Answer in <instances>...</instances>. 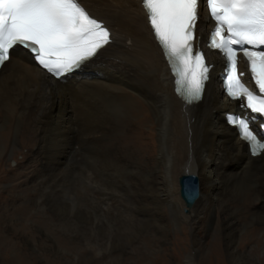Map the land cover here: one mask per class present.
Returning <instances> with one entry per match:
<instances>
[{"label": "bare ground", "instance_id": "6f19581e", "mask_svg": "<svg viewBox=\"0 0 264 264\" xmlns=\"http://www.w3.org/2000/svg\"><path fill=\"white\" fill-rule=\"evenodd\" d=\"M79 2L112 32V42L97 56L55 81L15 47L0 69V258L35 264L13 239H26L32 224L42 237L29 249L43 264H124L128 254L135 255L136 264H148L151 259L138 247L142 238L152 233V239L163 240L168 226L204 232L213 224L212 254L219 258L222 244L229 263L264 264V152L251 158L224 122V113L241 103L220 92L215 78L220 59L207 53L214 66L202 100L186 105L174 92L141 0ZM210 27L200 12L201 47ZM23 149L21 168L35 171L34 177L10 186L4 172L19 170L20 164L9 168L8 162ZM188 174L197 178L199 193L190 207L179 184ZM84 180L91 186L83 189L85 210H74L79 195L63 209L61 202L72 198L69 184L83 188ZM16 184L21 192L14 190ZM109 193L118 203L106 198ZM86 208L107 211L105 228L97 211L89 218ZM51 211L57 215L48 218ZM48 227L66 238L48 236ZM193 240V254L185 252L184 264H212L206 247ZM251 240L259 246L250 247ZM91 245L96 251L87 259ZM80 246L76 258L71 249Z\"/></svg>", "mask_w": 264, "mask_h": 264}, {"label": "snow or ice", "instance_id": "6c2138e0", "mask_svg": "<svg viewBox=\"0 0 264 264\" xmlns=\"http://www.w3.org/2000/svg\"><path fill=\"white\" fill-rule=\"evenodd\" d=\"M215 21L208 47L226 57V91L241 107L264 116V0H206ZM164 57L176 77V91L187 103L200 100L212 65L197 35L201 0H141ZM111 43L109 27L79 0H0V65L17 46L56 77L79 70ZM247 46V47H246ZM247 59L255 89L242 82L238 56ZM251 119H255L252 117ZM251 119L235 116L241 139L253 155L264 152V138L250 129Z\"/></svg>", "mask_w": 264, "mask_h": 264}, {"label": "rangeland", "instance_id": "374dc122", "mask_svg": "<svg viewBox=\"0 0 264 264\" xmlns=\"http://www.w3.org/2000/svg\"><path fill=\"white\" fill-rule=\"evenodd\" d=\"M26 152L27 151L24 150V149L21 150V154L16 155L15 158H14V161L11 160L10 162H8L9 168H15L17 164H20L19 165V170H16L17 172H8V173L4 172L7 175L6 176V180L10 181L9 183L12 182L10 184V186L14 185L13 183H14V181L16 179H20L21 181H24L25 183H28V181L34 177L33 174H35V171L31 172V170H29V172H28V170L26 171V169H24V168L22 170V168H21V164H25V163H23V161H24L23 160V155H25ZM82 166L84 167L85 163L84 164L82 163ZM40 168L41 167H38L37 169L39 170ZM25 173H27V174H25ZM42 181H43V179L40 178V179L36 180L34 182V184L35 185H39V183H41ZM0 185H3V181H0ZM69 185H70L71 188L69 187L67 189V192L71 195L72 198L70 200H66V202L65 201L61 202L63 204L62 205L63 209H66V206L71 203L70 201H73L74 197L76 196V198H77L78 195H79L78 200L76 201L77 204L73 203L74 204V210L77 213L81 212L83 209L85 210V207H84V204H83V203H85L84 200H83V199H85V195H84L85 194L84 193L85 190H83V189H84V187L85 188H90L91 187L90 184L89 183H85V180H84L83 181V185H84L83 188H82V186H80L79 183L69 184ZM1 187L3 189V186H0V188ZM18 187H19V185L16 184L14 190H16L18 192H21L22 191L21 188L20 187L18 188ZM70 189H71L72 192L70 191ZM72 189H76V190L73 191ZM96 192L97 191L94 190V193H96ZM26 195H29V193H27ZM106 198L110 199V201H113L114 202L113 204L118 203L116 201V200H118V198H112L110 193H109V196L108 195L106 196ZM79 200H80V202H79ZM14 201L15 200L13 199L12 200L13 204L15 203ZM115 201H116V203H115ZM75 204L78 205L79 207L76 206ZM14 205H16V204H14ZM256 205L257 204L255 203L254 207H257ZM241 207L245 211H250V209H251L250 208L251 206H247L243 202L241 203ZM67 208H68V206H67ZM127 208H129V205L127 206ZM127 208L122 209L123 213H125L127 211ZM97 209H99L100 211L97 210ZM86 211H87L88 215L90 214V216H88L89 218H93L94 214H95L94 211H97V217L98 218L100 217L99 219H102L101 224L105 228L106 223L109 220V215L104 214L105 212L107 213L106 210H103V209L101 210L100 208H95V209L86 208ZM115 212H117V211H115ZM92 213H93V215H92ZM126 213L130 214V211L126 212ZM53 214H54L53 211H51V213H49L47 215V217L48 218H53L54 217ZM55 214H56V212H55ZM184 214L187 215V213H185V211H184ZM30 216H31V214H29L27 216L28 219L30 218ZM104 216H105V218H104ZM106 217L108 218V220H107ZM212 225L206 227V229H205L206 231H204V232H202L201 229L200 230L198 229L195 232H193V231H190V229H186L185 227H181V228L178 229V228H175L173 226H170V227L168 226L167 229H166L167 231H165L166 234L164 233L165 234V238L163 240L156 241L155 238L152 239L151 237H154V235L152 233L149 234V236H148L149 238H146V239L142 238L141 239L142 244L140 243V245L138 246L139 249H140V253H142V255L145 253L147 258L151 259L148 264H184V254H185V252H187V253L191 252V254H193V250H191V249H192V246H193V244H192L193 241H194L193 239H195V240H197L199 242L200 245H203V246L206 247V249L208 250L206 252V254L209 255V260L212 262V264H232V263H229L230 260L225 255L226 253H225V250H224L222 244H220V248H219L220 249L219 258L217 256H215L216 253L212 254L211 249L213 247L214 237H215L214 233L212 232V229H211ZM209 228H210V230H209ZM28 229L29 230L26 231V236H27L26 239H21L22 237H15V236L13 237V239L29 255V257L31 259L30 261H33L35 264H43L41 257L37 253H33L29 249V247H31V245L36 243L38 238L42 237V234L38 230L36 231L35 227L32 224H28ZM14 231H15V229H14ZM47 232L48 233H46V234L48 236L52 237V238L54 236L60 237V238H66V236H67L65 233L61 232L60 230L58 231V230L52 229L51 227L49 228V231H47ZM72 237H74V239L76 238V236H74V235H72ZM259 237H261V235H258L257 239H260ZM26 240H28V241L26 242ZM251 241L253 242L254 240H251ZM69 242H70V240L68 241V243ZM89 242H93V238L92 237H90ZM137 244H138V242H136L134 245H137ZM141 245H146L145 247L146 248L148 247V248L147 249L143 248L144 246H141ZM253 246L254 247H258L259 243L257 241H254L250 247H253ZM118 249H119V247L118 248L116 247L112 251L116 252ZM136 249H138V248H136ZM95 251H96V247H94V245H91V247L88 248V252L86 254L87 259L92 257L94 255ZM82 252H83V246L78 247L76 252L73 249H71V253L72 254L75 253L76 254V258H78V256L80 257L82 255ZM132 256L134 258H132ZM123 262H124V264H136L135 255L128 254L124 258ZM257 262L258 261L255 259L254 260V264H257ZM0 264H10V261L6 262L5 260L0 258ZM48 264H51V263H48ZM85 264H88V260H86Z\"/></svg>", "mask_w": 264, "mask_h": 264}, {"label": "water", "instance_id": "95a60500", "mask_svg": "<svg viewBox=\"0 0 264 264\" xmlns=\"http://www.w3.org/2000/svg\"><path fill=\"white\" fill-rule=\"evenodd\" d=\"M180 195L185 205L190 207L199 197L198 181L194 175H184L179 179Z\"/></svg>", "mask_w": 264, "mask_h": 264}]
</instances>
